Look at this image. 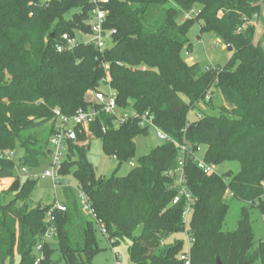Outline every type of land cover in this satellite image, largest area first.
Segmentation results:
<instances>
[{
	"label": "trees",
	"instance_id": "16d2710c",
	"mask_svg": "<svg viewBox=\"0 0 264 264\" xmlns=\"http://www.w3.org/2000/svg\"><path fill=\"white\" fill-rule=\"evenodd\" d=\"M196 5L200 8L193 18L178 21ZM105 8V30L115 31L107 49L100 53L80 41L72 51L59 53L62 35L89 34L93 5L86 0H0V179L15 178L0 196V264L16 257L19 264H35L53 205L32 204L35 179L15 174L13 159L3 154L18 145L24 152L19 164L38 167L48 158L55 111L72 116L90 107L91 92L104 87L106 72L119 109L149 112L160 131L189 144L183 168L194 199L187 229L194 239L191 264H217V259L221 264H264V241L255 239L250 222L253 209L264 213V48L254 40L259 0H109ZM195 23L201 34L232 47L223 66L202 71L182 57L184 49L191 50L188 34ZM212 87L225 101L219 114L197 115L188 122L190 111L205 102ZM73 130L59 175L74 176L94 220L87 219L78 197L65 188L61 203L66 211L54 213L56 231L43 245L40 264L59 259L93 264L100 251L98 223L111 245L131 240L132 264H184L183 242L165 243L184 231L186 201L170 205L177 190L167 174L177 167L179 147L162 142L119 177L116 171L135 157V138L147 136L149 129L136 120L114 129L113 117L101 113L88 132L101 141L103 155L116 160L117 168L110 177L97 176L87 159L90 145L75 143L86 140L85 129ZM198 147L204 148L207 164L237 163L239 170L205 175L193 161ZM232 200L244 207L236 229L224 231Z\"/></svg>",
	"mask_w": 264,
	"mask_h": 264
},
{
	"label": "rangeland",
	"instance_id": "374dc122",
	"mask_svg": "<svg viewBox=\"0 0 264 264\" xmlns=\"http://www.w3.org/2000/svg\"><path fill=\"white\" fill-rule=\"evenodd\" d=\"M261 4V17L255 20L254 24L256 25L255 31V43L260 42L262 47L264 48V0H259ZM170 7H174L173 5H169ZM200 8L199 5H196L195 8L184 15L180 14L178 17L179 20H183L186 18H193L195 13ZM200 24L195 23L188 34L189 43L192 45L191 50L188 52L186 49L182 52V57L184 59L192 58L194 63H197L202 71H204L207 67L221 65L223 66L232 56L233 51H227L226 47L212 34H201ZM79 41L85 40L82 36H77ZM218 40V41H217ZM188 62V61H187ZM192 64V62H190ZM102 91H106L105 87L101 88ZM225 105V101L223 100L219 90L215 87H212L207 98L204 103H199L195 110L190 111L187 116L188 122L193 121L197 115L203 116L204 114L218 115L219 109L221 106ZM86 140L83 142L77 141L75 142L78 145H90V149L87 153L88 161L95 167L97 176L104 175L106 177H110L117 168V162L113 158H107L102 153L101 141L99 139L92 138L91 134L88 131H84ZM158 138L157 131L151 128L148 132L147 136H138L135 138L134 143L136 146L135 157L128 162L124 163L119 170L116 171V175L119 177H123L127 175V173L137 166V161L140 157L147 155L151 149L156 146L162 144ZM204 152V148L199 154L198 158H202ZM13 154V162L15 165V174L22 176L24 178V174L22 173V168L25 169L28 175L35 177L36 188L34 189L31 202L33 205L40 204L41 206H48L53 204L54 202H63L64 201V189H71L74 197H78V187L77 182L72 174L66 176H60L58 182L60 185L57 188H54L53 181L50 178L42 179L40 175H42L45 171L50 170V162L49 159H42L39 162L38 167L34 169H30L28 167H23L19 164L21 158L23 157V150L17 145L15 149L12 151ZM75 170V167L72 168V172ZM232 170V172H237L239 170V165L237 163H224L220 166L215 167V171L218 174H224L227 171ZM15 178L11 179H0V196L8 191L12 184L14 183ZM13 195H9L8 199H11ZM244 207V204L232 200L230 202V207L228 213L226 215V219L224 222L223 230L224 231H232L237 227V221L239 218L240 211ZM87 219L91 220V217L85 215ZM250 222L255 234L256 240L264 241V213H260L258 210H252L250 215ZM140 228L135 231V234H139ZM96 238L98 241V245L100 247V251L93 257V264H115V256L119 258L120 264H132L129 254L128 248L131 244V240L124 239L119 241L115 245H111L105 236H103L99 229L96 227ZM174 241L183 242V251H186L187 247V235L183 232H178L171 234L166 240V244H171ZM37 254V253H36ZM58 254H55V259H58ZM20 260L16 257L12 262H5L4 264H19ZM57 264H65L62 259L58 260ZM255 264H260L259 261Z\"/></svg>",
	"mask_w": 264,
	"mask_h": 264
},
{
	"label": "built area",
	"instance_id": "2783aa9c",
	"mask_svg": "<svg viewBox=\"0 0 264 264\" xmlns=\"http://www.w3.org/2000/svg\"><path fill=\"white\" fill-rule=\"evenodd\" d=\"M86 1L93 5V9L90 13V17L88 20L90 32L86 35L79 32L78 35L85 38V40L81 42L86 45L92 44L100 53H102L105 49L109 47L111 37L115 33V31L105 30V22L106 17L108 15V10L105 7L107 4H109V0ZM79 42L80 41L77 39V37L74 38L70 37L68 34H64L61 36L60 43L56 46L57 52L61 53L72 51ZM105 68L108 69V66H105ZM103 82L106 91L100 90L91 92L93 103L87 109L79 108L72 116H65L61 114L58 110L55 111V131L48 140V159L50 162L51 169L45 171L42 175H40V178H50L53 181L54 188H57V186L60 185V183L58 182V179L60 177L59 170L67 157L68 141L71 138V135H73L74 133L73 129L75 127H82L83 129L88 131L90 124L93 123L98 117V115L101 113L113 117L114 129L119 128L130 120H136L138 125L142 128H148L149 130L151 128L155 129L157 131L158 138L161 141L173 142L179 147L177 167L167 172L168 176L174 180V184L172 187L177 190V194L172 199L170 205H177L181 199H185L186 201V207L182 214V223L184 232L187 235V247L186 251H184L180 255V260L183 261L184 264H191L190 252L194 243V239L187 232V229L192 211L191 205L194 203V199L185 186L186 179L183 168L185 155L188 153V149L190 148L189 144L185 140L182 143H177L167 134L160 131L154 124L153 115L149 112L139 114L132 110L119 109L116 101V92L109 86L110 77L108 72H106V78L103 80ZM199 117L200 115L198 116V118ZM103 131H106L105 127L103 128ZM202 149V147L197 148L196 153L193 154V161L205 175L210 176L216 173V166L207 164L203 159V155L202 158H198ZM3 156L7 159H13L12 152H7L3 154ZM22 173L24 174V178L35 179V177L28 175L24 168H22ZM77 196L82 212L85 215L90 216L91 220H94V213L86 195L80 190H78ZM65 211L66 207L61 202L56 201L53 203V205L47 212L45 218L46 230L40 240V243L36 247L37 257L35 264H40L41 260L43 259V245L49 240H51L55 234L56 229L54 227V213ZM98 228L102 235L106 234V230L102 224L98 223ZM115 258V264H120L117 255L115 256Z\"/></svg>",
	"mask_w": 264,
	"mask_h": 264
},
{
	"label": "water",
	"instance_id": "95a60500",
	"mask_svg": "<svg viewBox=\"0 0 264 264\" xmlns=\"http://www.w3.org/2000/svg\"><path fill=\"white\" fill-rule=\"evenodd\" d=\"M227 51L231 52L232 51V47L230 45L225 46ZM191 63L188 62V65H190ZM232 105L230 104L229 107H231ZM73 137V135H71V138ZM217 264H221V262L219 261V259L216 260Z\"/></svg>",
	"mask_w": 264,
	"mask_h": 264
},
{
	"label": "crops",
	"instance_id": "0c3cea01",
	"mask_svg": "<svg viewBox=\"0 0 264 264\" xmlns=\"http://www.w3.org/2000/svg\"><path fill=\"white\" fill-rule=\"evenodd\" d=\"M217 41H218V40H217ZM186 61H188L189 63H190V62L194 63L193 60H192V58L186 59ZM10 179H11V178H10Z\"/></svg>",
	"mask_w": 264,
	"mask_h": 264
}]
</instances>
